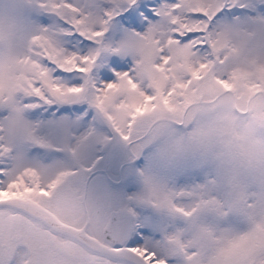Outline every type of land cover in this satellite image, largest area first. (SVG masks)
<instances>
[{"label": "snow or ice", "instance_id": "obj_1", "mask_svg": "<svg viewBox=\"0 0 264 264\" xmlns=\"http://www.w3.org/2000/svg\"><path fill=\"white\" fill-rule=\"evenodd\" d=\"M0 264H264V0H0Z\"/></svg>", "mask_w": 264, "mask_h": 264}]
</instances>
